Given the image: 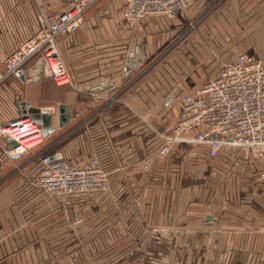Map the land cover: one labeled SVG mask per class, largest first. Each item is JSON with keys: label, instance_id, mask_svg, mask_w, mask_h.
<instances>
[{"label": "crops", "instance_id": "obj_1", "mask_svg": "<svg viewBox=\"0 0 264 264\" xmlns=\"http://www.w3.org/2000/svg\"><path fill=\"white\" fill-rule=\"evenodd\" d=\"M67 2L0 0V64L37 31L40 12ZM227 7L235 28L253 27L236 39L251 45L241 44L227 56L264 55V0H232ZM122 9V0L96 1L76 32L59 41L67 85L57 86L41 73L31 84L9 79L0 87V124L22 116L19 103L27 102L52 109L53 127L20 160L4 152L6 141L0 139V264H109V252L112 261L115 250H156L163 242L170 256L160 264H264V160L235 147L222 150L213 160L226 161L234 153L221 163L223 170L248 171L250 178L217 179L215 198L203 196L199 203L189 178L183 192L174 188L165 166L176 170L180 162L174 158L183 148L188 153V146L175 143L164 157L154 154L171 134L181 96L208 76H202L208 67L198 66L186 44L145 74L177 28L161 34L153 17L128 22ZM140 45L145 59L123 78L128 51ZM102 81L113 86L109 93L84 88ZM110 95L115 99L108 100ZM60 105L68 108L63 125ZM41 154L74 164L98 157L110 174V191L68 198L43 193L35 184ZM241 155L251 164L239 160ZM130 263L145 264L140 255Z\"/></svg>", "mask_w": 264, "mask_h": 264}, {"label": "built area", "instance_id": "obj_2", "mask_svg": "<svg viewBox=\"0 0 264 264\" xmlns=\"http://www.w3.org/2000/svg\"><path fill=\"white\" fill-rule=\"evenodd\" d=\"M96 1L68 0L62 9L40 12L37 31L2 59L0 87L21 76L23 84H31L41 73L57 86L67 85L70 76L59 51V41L76 32L85 12ZM122 1V17L128 22L153 16L173 18L193 4V0ZM28 71L31 74L26 76ZM44 137L41 125L28 113L0 124V139L7 145L3 150L13 160H20L39 147ZM8 140L12 143L10 147ZM175 143L203 146L207 157L212 159L220 151L235 147L254 160H264V55L237 53L194 90L184 93L171 134L154 155L164 157ZM39 161L41 167L35 184L45 194L68 198L110 191V174L96 156L74 164L41 154Z\"/></svg>", "mask_w": 264, "mask_h": 264}, {"label": "rangeland", "instance_id": "obj_3", "mask_svg": "<svg viewBox=\"0 0 264 264\" xmlns=\"http://www.w3.org/2000/svg\"><path fill=\"white\" fill-rule=\"evenodd\" d=\"M231 1L232 0H203L199 2L193 0V4L186 11L178 13L173 18L153 16L157 25L156 29H159V33L165 34L170 32L171 28H177V36L171 40L172 37L170 39L171 41H163L162 44L165 45L160 47L155 56L156 58H151L152 64H150L149 68L144 71V73L146 74L155 66H159L160 63L162 64V62L167 60L170 54L176 51H182V48L185 49L187 47L186 44H189L190 49H193L192 51L196 53L193 58L198 60V66L200 68L208 67L202 76L205 77L209 74L213 75L221 63L232 58L233 55L230 57L227 55L233 51V49H236L237 46L241 44L245 46L251 45V42L248 40L241 42L236 40L240 39V33L248 34L253 31V27L243 23L242 26L237 25L238 27L235 28L234 12L228 10L227 7L228 3ZM56 10H58V8H51V10L49 9L46 13ZM176 19L179 21L176 22ZM173 20L175 22H173ZM237 21H239V19H237ZM193 42L197 43L198 47H196ZM252 44L254 45V43ZM185 53L186 52H184V54ZM64 63L66 67H68V63L65 61ZM186 149L188 153L185 154L183 148L182 152L180 151V153L177 154L178 156L175 155V161L180 162L177 164L176 170H173L172 165L167 164L165 166L167 174L165 173L164 175H171L176 178L170 179L172 182H176L174 188L178 192H183L186 183L185 179L189 178L192 180L190 182L191 186H189V191L194 193V200L197 201V203L202 200L203 196L215 198L214 196L218 193L217 189L214 187L216 181H218L217 179L235 177L250 178V174L247 173L248 171L239 172L236 169L231 171L226 169L223 170L221 163L231 161L235 156L234 153L228 152L226 161L222 159L216 163L215 160L212 159V161L207 157L204 147H186ZM242 157H244V161L251 164V160L247 157L245 158V156L241 155L238 159L240 160ZM197 203L195 202L194 205L197 206ZM157 248L156 250L152 247L143 250H115L112 261L109 252V264H126L127 259L138 258L139 255L145 264H160L162 259L168 258L170 255L168 246H165L164 242L162 247Z\"/></svg>", "mask_w": 264, "mask_h": 264}, {"label": "water", "instance_id": "obj_4", "mask_svg": "<svg viewBox=\"0 0 264 264\" xmlns=\"http://www.w3.org/2000/svg\"><path fill=\"white\" fill-rule=\"evenodd\" d=\"M144 60L145 55L143 51V46L140 45L139 47H136L135 49H130L127 53V60L125 62V67L123 71V78L127 77L132 71L135 70L138 60ZM41 70V68H40ZM35 72H32V74H35ZM31 74L30 71L26 73V76H29ZM34 81L38 79L37 76H35ZM20 80L23 81V77H20ZM85 90L93 93H97L99 91H106L109 93L113 86L109 83V81H102V82H93L90 84L85 85ZM22 108L23 115L29 114L36 123L40 124L42 127V133L43 135H47L53 131V127L51 126V113L52 109L49 108H39L34 107L31 105H28L27 102H20L19 103ZM59 112V125H63L68 120V108L66 105H60L58 107ZM9 141L8 147L12 145V143Z\"/></svg>", "mask_w": 264, "mask_h": 264}]
</instances>
